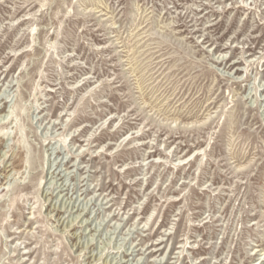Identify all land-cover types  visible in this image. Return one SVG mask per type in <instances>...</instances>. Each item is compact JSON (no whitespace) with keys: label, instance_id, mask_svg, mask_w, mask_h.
Segmentation results:
<instances>
[{"label":"rangeland","instance_id":"1","mask_svg":"<svg viewBox=\"0 0 264 264\" xmlns=\"http://www.w3.org/2000/svg\"><path fill=\"white\" fill-rule=\"evenodd\" d=\"M0 264H264V0H0Z\"/></svg>","mask_w":264,"mask_h":264},{"label":"bare ground","instance_id":"2","mask_svg":"<svg viewBox=\"0 0 264 264\" xmlns=\"http://www.w3.org/2000/svg\"><path fill=\"white\" fill-rule=\"evenodd\" d=\"M4 135H5V133H4Z\"/></svg>","mask_w":264,"mask_h":264}]
</instances>
